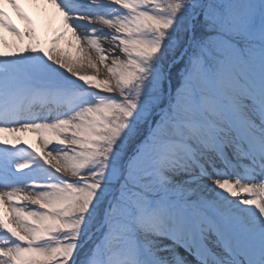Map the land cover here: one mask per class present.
Masks as SVG:
<instances>
[{
  "label": "snow or ice",
  "instance_id": "6c2138e0",
  "mask_svg": "<svg viewBox=\"0 0 264 264\" xmlns=\"http://www.w3.org/2000/svg\"><path fill=\"white\" fill-rule=\"evenodd\" d=\"M0 264H264V0H0Z\"/></svg>",
  "mask_w": 264,
  "mask_h": 264
},
{
  "label": "bare ground",
  "instance_id": "6f19581e",
  "mask_svg": "<svg viewBox=\"0 0 264 264\" xmlns=\"http://www.w3.org/2000/svg\"><path fill=\"white\" fill-rule=\"evenodd\" d=\"M25 7H26V10L29 11V14H30V15H33V18L37 20L38 26H40V32H41V38H42V39H45V38H47L48 36H50V35L52 34V31H54L55 28L59 26L58 21H57V22L53 25L52 29L49 30V29L47 28V23H48V21H47L45 18L39 16V15L35 12L34 9H31V8H29L28 6H25ZM8 11H9L10 15H12L14 21L20 26L21 30H23V28H24L23 22L20 21V20L15 16V14L11 11V9H9ZM89 74H91V73H89ZM100 78L102 79V78H104V77L101 75ZM22 135H23L24 139H26V140L29 141V143H31V144H36L37 146H39L38 143H37V137H36V135H35L34 133H26V134H22Z\"/></svg>",
  "mask_w": 264,
  "mask_h": 264
}]
</instances>
